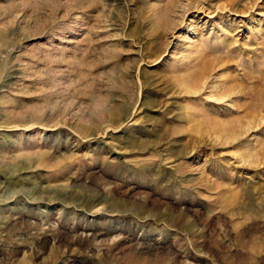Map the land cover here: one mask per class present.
I'll return each instance as SVG.
<instances>
[{"label": "rangeland", "instance_id": "obj_1", "mask_svg": "<svg viewBox=\"0 0 264 264\" xmlns=\"http://www.w3.org/2000/svg\"><path fill=\"white\" fill-rule=\"evenodd\" d=\"M0 264H264V0H0Z\"/></svg>", "mask_w": 264, "mask_h": 264}, {"label": "bare ground", "instance_id": "obj_2", "mask_svg": "<svg viewBox=\"0 0 264 264\" xmlns=\"http://www.w3.org/2000/svg\"><path fill=\"white\" fill-rule=\"evenodd\" d=\"M226 96H229L227 94H223V95H220V96H217L216 99L217 100H221V99H224ZM233 99V98H232ZM231 100V99H230Z\"/></svg>", "mask_w": 264, "mask_h": 264}]
</instances>
